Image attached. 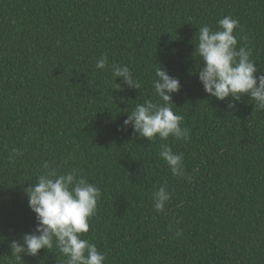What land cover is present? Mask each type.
<instances>
[{"label": "trees", "instance_id": "trees-1", "mask_svg": "<svg viewBox=\"0 0 264 264\" xmlns=\"http://www.w3.org/2000/svg\"><path fill=\"white\" fill-rule=\"evenodd\" d=\"M225 16L264 74V0H0V264H20L10 245L35 230L24 189L44 162L101 189L83 238L104 264H264V110L246 94L208 95L194 53L198 28L218 30ZM105 56L140 89L97 70ZM159 66L180 81L171 107L188 140L149 142L124 126L137 104L159 101ZM162 144L183 154L184 177ZM13 148L22 155L10 158ZM164 185L171 199L158 213L152 194ZM21 255L64 260L55 247Z\"/></svg>", "mask_w": 264, "mask_h": 264}, {"label": "clouds", "instance_id": "clouds-1", "mask_svg": "<svg viewBox=\"0 0 264 264\" xmlns=\"http://www.w3.org/2000/svg\"><path fill=\"white\" fill-rule=\"evenodd\" d=\"M219 29L208 25L198 28V43L195 54L202 61L198 67V78L205 92L221 101L231 97L239 101L247 95L255 101L258 110H264V74H259L251 50L239 47L234 30L240 27L238 20L225 16L218 21ZM110 67L115 78H123L124 84L140 89L139 81L133 79L128 66L108 65V58L102 57L96 63L97 70ZM154 81L155 93L159 101L146 100L137 104L124 120V126L132 125L133 131L149 142L169 137L176 140H188L190 129L182 127L183 117L176 114L172 107V95L179 92L181 84L178 78L168 74L159 66ZM116 89H120L117 84ZM229 107H234L229 103ZM22 155L13 148L9 154ZM159 156L165 161L172 174L185 176L184 157L174 152L168 144H162ZM30 209L36 216V227L31 233L23 235V242L12 241L10 247L17 262L24 264L22 255L35 257L40 250L59 249L64 260L61 264H104L106 256L97 246L83 238L88 233L89 220L95 215L101 189L90 183L77 172L58 170L44 162L36 182L24 189ZM156 212H164L171 199L167 186H161L152 194ZM179 237L181 232H177Z\"/></svg>", "mask_w": 264, "mask_h": 264}]
</instances>
